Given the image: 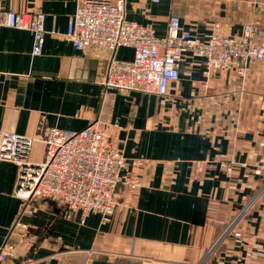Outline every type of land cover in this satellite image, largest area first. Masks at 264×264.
<instances>
[{
  "label": "crops",
  "instance_id": "0c3cea01",
  "mask_svg": "<svg viewBox=\"0 0 264 264\" xmlns=\"http://www.w3.org/2000/svg\"><path fill=\"white\" fill-rule=\"evenodd\" d=\"M0 2L4 10L46 16L39 56L31 55L28 31L0 28V130L34 137L44 117L49 127L78 132L98 118L127 162L145 164L143 186L106 220L67 219L40 202L24 218L29 227L10 263L264 264V64L251 66L240 85L226 71L207 78L202 60L188 52L165 97L105 90L97 78L107 60H131L133 52L75 50L64 36L75 0ZM263 2L125 0L124 14L157 37L175 14L204 41L213 33L240 35L251 20L263 24ZM43 151L34 141L31 160ZM16 179V164L0 160V244L21 207Z\"/></svg>",
  "mask_w": 264,
  "mask_h": 264
},
{
  "label": "built area",
  "instance_id": "2783aa9c",
  "mask_svg": "<svg viewBox=\"0 0 264 264\" xmlns=\"http://www.w3.org/2000/svg\"><path fill=\"white\" fill-rule=\"evenodd\" d=\"M75 2L76 9L69 15L64 32L75 50L103 47L113 53L121 47L132 49L131 60L114 57L107 60L97 78L105 90L165 97L179 79V63L188 52L202 60L207 78L226 71L240 85H244L251 66L264 64V21L258 24L251 20L240 35L213 33L201 41L181 28L177 15L170 14L166 35L157 37L151 28L125 19V0ZM259 5L264 16V2ZM45 17L40 11L4 10L0 2V28L28 31L33 39L32 56H39L43 51ZM34 141L44 145L40 161L30 158ZM0 160L16 164L14 194L21 200L17 218L0 244V264H12L15 241L23 238L29 227L24 218L40 202H50L67 219L77 214L82 222L90 214H99L106 220L123 205L124 198L129 199L143 186V159L127 162L98 118L78 132L49 127L44 117L34 137L0 130ZM222 166L227 172L232 171L230 164L223 162ZM229 228L208 252L219 244Z\"/></svg>",
  "mask_w": 264,
  "mask_h": 264
},
{
  "label": "rangeland",
  "instance_id": "374dc122",
  "mask_svg": "<svg viewBox=\"0 0 264 264\" xmlns=\"http://www.w3.org/2000/svg\"><path fill=\"white\" fill-rule=\"evenodd\" d=\"M263 81H264V78H263ZM230 230V228L222 235V237H224L226 234H227V232ZM221 236V235H220ZM221 237V238H222ZM218 245V244H217ZM217 245L215 244V246L212 248V250H210L209 252H207V254H206V257L208 258L209 256H210V254L211 253H213L214 252V250L217 248Z\"/></svg>",
  "mask_w": 264,
  "mask_h": 264
}]
</instances>
